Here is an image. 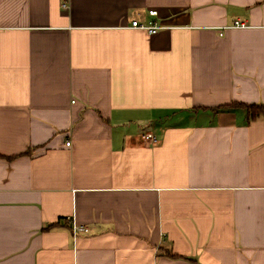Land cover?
<instances>
[{
	"label": "crops",
	"instance_id": "crops-1",
	"mask_svg": "<svg viewBox=\"0 0 264 264\" xmlns=\"http://www.w3.org/2000/svg\"><path fill=\"white\" fill-rule=\"evenodd\" d=\"M232 103L264 104V0H0V264H264Z\"/></svg>",
	"mask_w": 264,
	"mask_h": 264
},
{
	"label": "built area",
	"instance_id": "built-area-1",
	"mask_svg": "<svg viewBox=\"0 0 264 264\" xmlns=\"http://www.w3.org/2000/svg\"><path fill=\"white\" fill-rule=\"evenodd\" d=\"M157 11H151L150 12V15L151 16H157ZM246 25L244 23H241V22H236L234 27H245ZM131 28L132 29H136V30H142V31H145L147 32L149 35H154L156 34L160 29L161 27L158 26V24L154 23V22H150L148 24H142L138 21H133V23L131 24ZM144 139L146 141H149L151 143H156L158 141L157 137L152 134V133H148L144 136ZM68 146H70V143H67ZM89 228L86 227V226H75L73 224V232L75 235H78V234H81V233H89Z\"/></svg>",
	"mask_w": 264,
	"mask_h": 264
},
{
	"label": "trees",
	"instance_id": "trees-1",
	"mask_svg": "<svg viewBox=\"0 0 264 264\" xmlns=\"http://www.w3.org/2000/svg\"><path fill=\"white\" fill-rule=\"evenodd\" d=\"M241 109L246 115L247 124H251L257 120L264 118V104H243V103H232L231 105L223 106L215 109L216 112L221 110H234ZM13 159V157H10Z\"/></svg>",
	"mask_w": 264,
	"mask_h": 264
}]
</instances>
